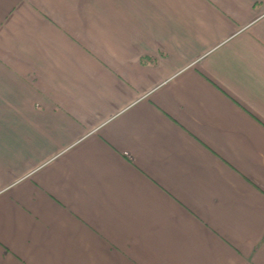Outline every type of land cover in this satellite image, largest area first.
<instances>
[{
    "label": "crops",
    "instance_id": "crops-1",
    "mask_svg": "<svg viewBox=\"0 0 264 264\" xmlns=\"http://www.w3.org/2000/svg\"><path fill=\"white\" fill-rule=\"evenodd\" d=\"M0 264H264V0H0Z\"/></svg>",
    "mask_w": 264,
    "mask_h": 264
}]
</instances>
